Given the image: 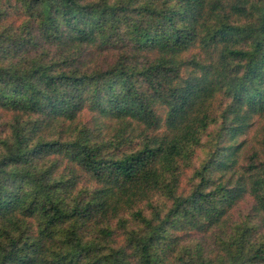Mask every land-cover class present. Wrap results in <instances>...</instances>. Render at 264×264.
Instances as JSON below:
<instances>
[{
  "label": "trees",
  "instance_id": "1",
  "mask_svg": "<svg viewBox=\"0 0 264 264\" xmlns=\"http://www.w3.org/2000/svg\"><path fill=\"white\" fill-rule=\"evenodd\" d=\"M0 113V264H264V0H0Z\"/></svg>",
  "mask_w": 264,
  "mask_h": 264
},
{
  "label": "rangeland",
  "instance_id": "2",
  "mask_svg": "<svg viewBox=\"0 0 264 264\" xmlns=\"http://www.w3.org/2000/svg\"><path fill=\"white\" fill-rule=\"evenodd\" d=\"M94 57L93 61L95 62H103L105 59V56L100 55L98 51L94 50ZM15 54L9 55L10 59L13 60L15 59ZM161 115L165 116L164 108L161 107ZM1 114V113H0ZM85 117V116H84ZM8 117L5 115H2L0 117V137L5 135L7 130H8ZM137 132L139 131V126L137 127ZM211 128L208 129V131L203 135V146L202 148L198 149L196 151V156L193 158L191 166L188 167V171L186 175L183 177V188L185 194L190 192L191 188L193 187V184L198 183L199 179L196 177V170L200 167V164L202 161L208 158L210 155L208 152L210 148V138H211ZM213 135V134H212ZM237 143L240 146V150H238V160H239V165L235 169V173L238 171L240 172L241 170L244 169L245 165L250 163L253 160L260 161L259 159L264 160V115L261 116H256L251 124H248L244 131L240 133L237 136ZM141 140V138H140ZM138 142V139L136 140ZM257 154L258 156H256ZM243 167V168H242ZM227 173L225 176H229L233 173L232 169H226ZM221 175H217L219 177ZM223 176V175H222ZM236 176V175H235ZM236 178V177H235ZM157 202L162 204L164 203V200L162 198L157 199ZM253 200L249 196H245L242 202L233 209V218L229 221L230 225L223 224L221 225L218 229V232H198L193 235H191L190 238L185 239L184 241H180L181 245H197L198 243L203 244V246L207 247V250H209V254L215 255L217 253V248L219 247L218 242L216 237L220 235V232L223 230L226 232V234H229L232 232V226L236 225V222H239L241 219V216H245L249 214L250 218H253ZM147 212H150L147 211ZM257 216V221H258ZM130 228V225L129 227ZM179 244V245H180ZM178 246L179 252H182L183 247Z\"/></svg>",
  "mask_w": 264,
  "mask_h": 264
}]
</instances>
